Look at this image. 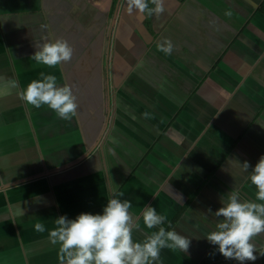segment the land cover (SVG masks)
I'll return each instance as SVG.
<instances>
[{
  "label": "crops",
  "instance_id": "0c3cea01",
  "mask_svg": "<svg viewBox=\"0 0 264 264\" xmlns=\"http://www.w3.org/2000/svg\"><path fill=\"white\" fill-rule=\"evenodd\" d=\"M262 2L163 0L139 18L127 0H0V264H59L55 219L102 214L110 186L132 201L135 242L159 230L143 224L147 205L190 239L187 253L162 249L163 264H239L205 236L229 192L261 202L250 175L264 156ZM56 39L72 59L37 64L36 45ZM41 72L71 87L70 121L23 100ZM253 242L245 264H264V234Z\"/></svg>",
  "mask_w": 264,
  "mask_h": 264
},
{
  "label": "clouds",
  "instance_id": "9594fccd",
  "mask_svg": "<svg viewBox=\"0 0 264 264\" xmlns=\"http://www.w3.org/2000/svg\"><path fill=\"white\" fill-rule=\"evenodd\" d=\"M155 8L149 7V0H127V12L139 18L160 15L164 12L163 0H150ZM37 50L31 57L37 64L48 68L69 62L73 48L64 39L47 40L36 45ZM158 50L171 55L173 43L164 39L158 44ZM41 79L31 81L25 88L22 98L35 108L47 105L60 119L70 121L77 115L78 104L70 86L57 84V77L41 72ZM18 87L15 80H9L7 91ZM244 168L250 165L245 162ZM251 184L257 189L255 200L241 201L236 192L228 193V202L223 203L214 214L223 219L217 223L216 230L205 237L218 246L219 253L239 264L257 260V247L254 238L264 234V156H261L251 171ZM112 197L108 199L102 214L82 212L75 219L61 215L55 219V228L49 231L52 245H59V264H163L161 250L164 248L187 253L190 239L175 230L166 231L161 225L166 221L155 207L147 205L142 211L143 224L147 229L158 228L150 235L146 234L142 242L133 240V232L139 225L129 211L132 201L119 199L122 192H116L111 186ZM211 212V209H209ZM37 233L46 231L43 223H36ZM264 256V251L259 253Z\"/></svg>",
  "mask_w": 264,
  "mask_h": 264
},
{
  "label": "trees",
  "instance_id": "16d2710c",
  "mask_svg": "<svg viewBox=\"0 0 264 264\" xmlns=\"http://www.w3.org/2000/svg\"><path fill=\"white\" fill-rule=\"evenodd\" d=\"M261 8L264 10V0H263V2L261 3Z\"/></svg>",
  "mask_w": 264,
  "mask_h": 264
}]
</instances>
